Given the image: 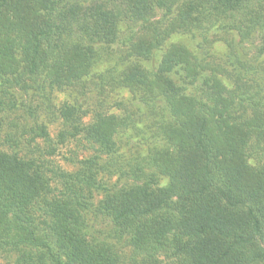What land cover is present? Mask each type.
Returning <instances> with one entry per match:
<instances>
[{
	"label": "trees",
	"instance_id": "trees-1",
	"mask_svg": "<svg viewBox=\"0 0 264 264\" xmlns=\"http://www.w3.org/2000/svg\"><path fill=\"white\" fill-rule=\"evenodd\" d=\"M179 31L203 36L199 52L166 42ZM232 31L264 53V0H0V108L19 106L15 90L40 96L58 144L91 149L72 171L0 150L11 264H264V62L205 49ZM121 88L129 115L84 120L88 92ZM58 91L77 97L53 104ZM123 138L134 151L118 158Z\"/></svg>",
	"mask_w": 264,
	"mask_h": 264
},
{
	"label": "rangeland",
	"instance_id": "rangeland-1",
	"mask_svg": "<svg viewBox=\"0 0 264 264\" xmlns=\"http://www.w3.org/2000/svg\"><path fill=\"white\" fill-rule=\"evenodd\" d=\"M161 13H158V16ZM205 31V30H204ZM208 32L204 33L205 35ZM220 35L222 39H217L210 44L208 43L205 49L209 50V53L215 57L216 61L224 62L222 58L226 55L234 54L238 57H248L252 58L256 62H264V53H260L261 46L258 44L257 39L252 38H242L237 31L232 32H221ZM202 37L198 35L196 38H192L190 35L183 33L181 31L173 33L168 39L167 43H183L187 45L191 50H197L199 52L200 48L195 47L196 44L202 41ZM220 37V38H221ZM209 45V47H208ZM233 56V55H232ZM225 84L231 87L232 81L230 78H223ZM13 98L19 102V106L15 109L2 110L0 108V150L8 151L11 153H16L19 157L23 158H33L36 156H42L46 160H51L58 163L62 168L73 170L75 169L77 157L81 158L90 154V145L85 141L68 140L66 143L58 144L57 135L60 130H63L62 121L49 113V110L44 108L43 98L40 96L34 97V100L29 95H25L23 92L15 90L12 92ZM9 98L8 96H4ZM77 96L73 94L72 91H58L53 95L52 103L59 104L63 101L75 100ZM133 95L127 89H114L109 91L106 89L104 96H98L94 91L88 92L83 98L84 107L86 111L85 121H90L92 119L93 113L96 110H106L110 113H117L122 117L129 115V111L135 107L132 105ZM21 102H25L22 105ZM40 104V107L38 106ZM29 107L36 109V118L32 117V113L29 112ZM89 111V112H88ZM133 117L137 118V121L141 123L145 122L143 115L135 113ZM142 119V121H141ZM36 122L39 124L44 123L47 126V131L49 136L43 138L41 136H35L36 132ZM131 132L130 129H126ZM122 142V143H121ZM126 139H121L120 144L122 147L116 150L115 156L120 158L123 155L129 156L130 152L134 151V147H125ZM52 151V152H51ZM119 152V153H117ZM252 165H256L260 160H256L254 157L249 159ZM257 166V165H256ZM122 177L120 180L123 181ZM98 180L105 183L108 182L112 185L114 182L118 181L117 175H106L101 173L98 175ZM55 182V181H54ZM167 180H161V184H166ZM99 198L96 196L95 200ZM91 226L94 231H98L106 228V223L104 219H91ZM118 243L116 239H111ZM121 249V247L119 246ZM123 249V248H122ZM124 257L125 260L129 259V249H125ZM124 252V251H123ZM15 258V253L10 251L6 246L0 247V264H11Z\"/></svg>",
	"mask_w": 264,
	"mask_h": 264
}]
</instances>
